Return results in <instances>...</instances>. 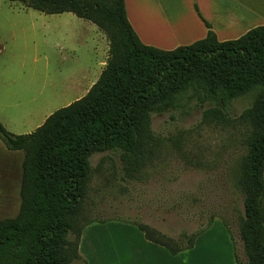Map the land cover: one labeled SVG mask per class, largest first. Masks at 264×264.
<instances>
[{"label": "rangeland", "instance_id": "obj_1", "mask_svg": "<svg viewBox=\"0 0 264 264\" xmlns=\"http://www.w3.org/2000/svg\"><path fill=\"white\" fill-rule=\"evenodd\" d=\"M0 3V123L13 134H29L50 114L87 93L107 59L108 41L94 24L72 13L30 11L33 17L18 5ZM173 4L163 11L176 31L169 29L161 38L147 25L151 18L161 19L159 10L128 9L143 41H171L189 27L187 10ZM87 29L103 34L104 57ZM253 99L250 93L234 100L228 108L231 118H238ZM208 107L185 92L173 109L153 114L157 152L132 177L125 176L116 152L90 157L87 197L77 223L90 222L82 249L86 264H114V256L123 264H237L235 249L244 260L238 227L245 193L239 180L250 130L247 124L203 120ZM23 159L22 151H7L0 139L1 220L19 212ZM14 161L19 164L13 180ZM135 223L147 226L155 237L162 235L181 245L187 244L186 236L207 234L202 246L171 256L166 249L141 243L144 236Z\"/></svg>", "mask_w": 264, "mask_h": 264}, {"label": "trees", "instance_id": "obj_2", "mask_svg": "<svg viewBox=\"0 0 264 264\" xmlns=\"http://www.w3.org/2000/svg\"><path fill=\"white\" fill-rule=\"evenodd\" d=\"M9 1L46 14L71 12L93 23L108 41V55L88 92L50 114L32 133L15 135L0 124L6 149L24 154L19 212L0 220V264H86L78 245L90 222L77 223L87 197L90 157L116 152L125 176H134L157 152L152 115L173 109L185 92L201 105L210 104L203 120L249 127L239 180L245 193L238 227L244 260L236 249L234 257L237 264H264V25L237 39L218 41L195 7L206 36L162 50L139 39L124 0ZM250 93L251 106L233 120L229 106ZM134 225L145 239L173 255L192 248L202 233L186 236L187 244L181 245L153 236L145 225Z\"/></svg>", "mask_w": 264, "mask_h": 264}, {"label": "crops", "instance_id": "obj_3", "mask_svg": "<svg viewBox=\"0 0 264 264\" xmlns=\"http://www.w3.org/2000/svg\"><path fill=\"white\" fill-rule=\"evenodd\" d=\"M6 1L9 2L10 6L11 5H18V8L21 11H28L29 15H31L33 17L35 16V14H33V12H30V11H37V10L31 9V8L27 7L25 4L18 2V1H9V0H6ZM170 3H172V4L176 3V4H173L175 6L181 5V7L183 9L187 10V12H186L187 14H185V15L189 18V20L187 21V23H189V27L183 29V31H179L177 33L176 38L174 40H171V41H161V42L159 41V43L143 41L142 37L138 34V31L136 32V29L133 27V24H132L130 17L128 15V9H133L136 6H139L140 8H146V9H155V10L157 9V10H159V16L165 18L166 16H165V12L163 10ZM0 5H1V3H0ZM124 5H125L127 18L129 20L132 28L134 29V31L138 35L139 39L145 45L153 46V47H156V48H159L162 50H172L178 46L189 45V44H191V43H193L199 39H202L206 36L207 28H206L205 24L203 23V21L197 15V13L195 11V7L199 10V13L201 14V16L211 25V28L214 31V33L216 34L218 41H227V40L237 39L240 36H242L243 34H245L247 31H249L250 29L257 27V26H263L264 25V0H124ZM37 12H39L41 14H46V13H43L40 11H37ZM63 13H71V12H63ZM60 14H62V13H60ZM46 15H55V14H46ZM42 19L43 18H40V21H42ZM183 19H185V18H183ZM87 31L91 32L92 39H93V42L95 43V46H97L98 49H101V51L103 53V57H104V43H103V39L101 38V37H103V34H101V32H99V30L87 29ZM0 49H1V46H0ZM105 60H106V57H104V62L102 63L103 68L106 64ZM103 68H102V70H103ZM101 71H100V73H101ZM99 76H100V74H99ZM1 123L0 124L4 128L5 127L7 128V125L4 122H1ZM39 126L40 125H38V127ZM15 135H24V134H15ZM7 151H9V150H7ZM10 152L20 153V151H10ZM14 163H15V165H13V169H12V179L13 180H14L15 174H16V171H14V170H15V168L17 170V165L19 164V163L17 164L15 161H14ZM16 176H17V174H16ZM21 176H22V166H21ZM263 176H264V172H263ZM89 227L90 226H87L82 231L81 236H80V240H79V245H78L79 255L85 261H86V258L82 253V249H84L83 242H84V237L86 236V232H87L86 230ZM135 231H136V229H135ZM206 234L207 233H202L195 239L194 244H193V248H192L193 250L200 245L202 246V243H203L202 238ZM143 236H144V234H143ZM142 242H143V244H146L147 246H151V245H153L154 247L158 246L161 249L165 250V248H163L162 246L145 239V237H144V240L141 241V243ZM192 249H190V250H192ZM190 250H188V251H190ZM165 251H167V250H165ZM188 251H185L186 254L188 253ZM181 252H183V251H181ZM143 253L145 254L146 252H143ZM169 254L171 256H174L171 253H169ZM177 254H175V255H177ZM143 256H146V255H143ZM143 259H145V258H143ZM113 262H114V264H123V262L120 259H116L115 256L113 258Z\"/></svg>", "mask_w": 264, "mask_h": 264}, {"label": "bare ground", "instance_id": "obj_4", "mask_svg": "<svg viewBox=\"0 0 264 264\" xmlns=\"http://www.w3.org/2000/svg\"><path fill=\"white\" fill-rule=\"evenodd\" d=\"M178 6H176L177 9ZM151 10V9H150ZM154 10V9H153ZM152 11V10H151ZM155 11V10H154ZM183 14V13H182ZM166 15V14H165ZM173 15V14H172ZM168 15H166L165 18L163 17H159L161 19H155V18H151L150 21H148L147 25L149 26V29L151 30L150 32H152L155 36L161 38V37H166L164 35H168V31L169 29L174 31H176V27L170 23V21L167 18ZM171 16V15H170ZM168 29V30H167ZM146 30V29H145ZM182 31V30H180ZM173 33V34H174ZM171 35V34H170Z\"/></svg>", "mask_w": 264, "mask_h": 264}]
</instances>
